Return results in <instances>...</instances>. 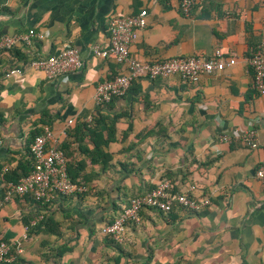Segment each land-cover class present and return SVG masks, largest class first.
<instances>
[{
    "label": "crops",
    "instance_id": "1",
    "mask_svg": "<svg viewBox=\"0 0 264 264\" xmlns=\"http://www.w3.org/2000/svg\"><path fill=\"white\" fill-rule=\"evenodd\" d=\"M139 9L145 26L129 46L136 57L219 48L234 63L194 83L139 78L97 105L95 86L123 71L94 54L107 44V19ZM30 28L44 37L0 50V177L21 176L33 133L47 126L84 190L41 208L27 196L3 200L0 184V240L12 244L0 264H264V182L253 175L264 164V95L251 88L247 64L264 44V0H198L188 15L152 0H0V37ZM66 45L77 50L79 70L48 80L29 66ZM12 68L20 73L6 76ZM247 127L252 146L240 142ZM161 179L209 204L143 207L122 243L100 232ZM39 214L46 226L32 223Z\"/></svg>",
    "mask_w": 264,
    "mask_h": 264
},
{
    "label": "built area",
    "instance_id": "2",
    "mask_svg": "<svg viewBox=\"0 0 264 264\" xmlns=\"http://www.w3.org/2000/svg\"><path fill=\"white\" fill-rule=\"evenodd\" d=\"M162 1L168 6L176 7L183 15H188L198 0H152ZM145 9H139L132 14L112 13L107 19V44L94 54L110 57L119 64L123 71L104 79L95 86L93 100L96 104L109 102L113 97L123 95L130 83L139 78H164L177 75L181 80L194 83L203 74L220 71L234 63L233 56L224 54L219 48L211 56H173L162 59L143 60L130 52L129 46L137 37V30L145 26ZM44 35L32 28L0 37V50H9L20 45L29 44L34 39H41ZM247 64L251 71V88L255 94L264 95V44L254 47L247 57ZM82 61L75 48L66 45L57 52L46 57L30 60L29 66L40 70L48 80L58 79L70 72L81 68ZM20 69H9L5 75L19 74ZM71 120H67L69 124ZM255 130L247 127L241 133L240 142L247 146L254 144ZM223 140H229L222 135ZM31 157L29 172L17 180L3 183V200L13 195L27 194L40 205H53L59 197L82 192L84 186L72 180L66 169L67 159L59 147V140L51 129L43 126L28 146ZM255 178L264 182V164L253 170ZM191 187V186H190ZM209 204L207 196H190L184 191H175L172 183L167 179L159 180L154 187L142 194L130 197L113 220L100 228V232L116 243H122L128 222L139 221L138 212L147 207L161 213H167L174 207L188 211H196ZM42 218L36 216L35 224ZM27 229V227H25ZM10 243L0 240V262L8 259Z\"/></svg>",
    "mask_w": 264,
    "mask_h": 264
},
{
    "label": "trees",
    "instance_id": "3",
    "mask_svg": "<svg viewBox=\"0 0 264 264\" xmlns=\"http://www.w3.org/2000/svg\"><path fill=\"white\" fill-rule=\"evenodd\" d=\"M106 103H108V102H105V103H100V104H97V105H103V104H106ZM111 130H113V125H111V128H110ZM41 130H42V128H40V130H36L34 133H33V135H32V138L36 135V134H39L40 132H41ZM32 138H31V140H32ZM29 146V145H28ZM59 147L63 150V147L59 144ZM64 152V151H63ZM28 153H29V150H28ZM29 157H30V154H29ZM29 166H20V169H22V170H24L23 172H22V174H21V176H19V175H14L12 178H13V181H15V180H17L18 178H20V177H22V176H24V175H26L28 172H29V170H30V168H31V157H30V164H28ZM66 169H67V174H68V176L73 180V176L70 174V170H69V166L67 165V163H66ZM9 178L8 177H0V184L1 185H3V183L4 182H6V181H9L8 180ZM167 180H169V179H167ZM169 182L171 183V181L169 180ZM0 185V186H1ZM1 190H2V198H3V188L1 187ZM17 196H27L29 199H31V197L30 196H28L27 194H22V195H13V196H11V198H13V197H17ZM10 198V199H11ZM9 200V199H8ZM32 200V199H31ZM33 201V200H32ZM34 203H36L38 206H40L41 208H46L47 206L46 205H40L39 203H37V202H35V201H33ZM46 224H47V219H46V217H45V215L44 214H42V218L40 219V220H38L37 221V224H34L35 226L36 225H39V226H46ZM9 254H10V251H9Z\"/></svg>",
    "mask_w": 264,
    "mask_h": 264
}]
</instances>
